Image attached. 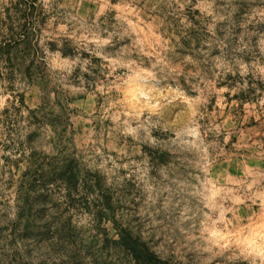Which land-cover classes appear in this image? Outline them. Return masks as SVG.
<instances>
[{"label":"rangeland","instance_id":"obj_1","mask_svg":"<svg viewBox=\"0 0 264 264\" xmlns=\"http://www.w3.org/2000/svg\"><path fill=\"white\" fill-rule=\"evenodd\" d=\"M0 264H264V0H0Z\"/></svg>","mask_w":264,"mask_h":264},{"label":"trees","instance_id":"obj_2","mask_svg":"<svg viewBox=\"0 0 264 264\" xmlns=\"http://www.w3.org/2000/svg\"><path fill=\"white\" fill-rule=\"evenodd\" d=\"M20 98H21V104H22V105L25 104V98H24V95H21ZM24 106H25V105H24Z\"/></svg>","mask_w":264,"mask_h":264}]
</instances>
